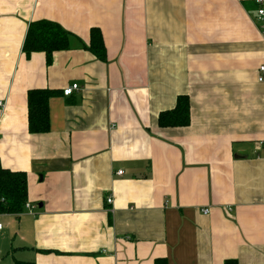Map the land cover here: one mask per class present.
<instances>
[{"label": "crops", "instance_id": "0c3cea01", "mask_svg": "<svg viewBox=\"0 0 264 264\" xmlns=\"http://www.w3.org/2000/svg\"><path fill=\"white\" fill-rule=\"evenodd\" d=\"M258 8L0 0V165L25 173L32 207L0 214V264H264ZM39 20L73 36L49 65L22 52ZM92 28L106 62L83 47ZM35 89L61 93L49 102L50 131L37 135L27 130ZM183 95L188 126L160 128L159 114Z\"/></svg>", "mask_w": 264, "mask_h": 264}, {"label": "trees", "instance_id": "16d2710c", "mask_svg": "<svg viewBox=\"0 0 264 264\" xmlns=\"http://www.w3.org/2000/svg\"><path fill=\"white\" fill-rule=\"evenodd\" d=\"M22 52L25 57L34 52H41L46 56V64L52 61V54L68 50L73 46V36L51 21H33L28 25ZM89 45L83 46L87 51L101 61L106 62L104 41L98 28H92L89 35ZM61 95L59 91L35 89L27 92V130L31 134L48 133L50 125L49 102L51 98ZM63 95V94H62ZM190 103L186 95L178 96L176 104L169 111L161 112L157 125L160 128H184L190 121ZM27 202L26 175L22 172L6 170L0 165V214L19 215L25 209ZM14 264H33L15 262ZM155 264H166L165 260ZM225 264H237L236 261H227Z\"/></svg>", "mask_w": 264, "mask_h": 264}, {"label": "built area", "instance_id": "2783aa9c", "mask_svg": "<svg viewBox=\"0 0 264 264\" xmlns=\"http://www.w3.org/2000/svg\"><path fill=\"white\" fill-rule=\"evenodd\" d=\"M254 1H255V3L257 5H259V8L257 10V20L263 21V19H264V5H263L264 4V0H254ZM257 79H258L259 82H264V65H262V66L259 67V75L257 76ZM76 89H78V85L73 84L72 87L65 88L63 90L62 94H63L64 97L65 96H69ZM0 107H2V103L1 102H0ZM122 173L123 172L118 171V174H122ZM106 202L108 204H111L112 203L111 198H107L106 199ZM25 205H26V208L27 209L31 210V208H32L31 205H29L28 203H25ZM202 212L204 214H208V209H203ZM0 229H1V224H0Z\"/></svg>", "mask_w": 264, "mask_h": 264}]
</instances>
